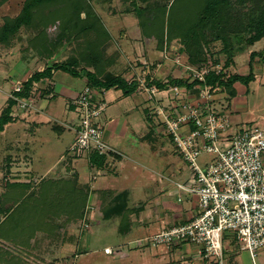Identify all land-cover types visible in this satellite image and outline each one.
I'll return each instance as SVG.
<instances>
[{"label":"rangeland","instance_id":"1","mask_svg":"<svg viewBox=\"0 0 264 264\" xmlns=\"http://www.w3.org/2000/svg\"><path fill=\"white\" fill-rule=\"evenodd\" d=\"M27 1L0 0V28L22 15ZM210 1L215 0H37L30 5L26 13L29 21L0 44V72L5 75L0 76V114L6 110L18 81L26 82L34 72L47 68H52V75L43 78L46 83H33L29 108L21 110L15 102L12 119L5 124L8 133L0 131V264H192L186 253L187 243L173 249L168 244L148 243L146 238L168 226L173 215L182 209H197L194 196L176 184L188 183L190 164L160 129L161 117L151 115V110L158 103L168 107L185 95L194 101L198 87H188L187 94L168 90L156 96L145 87L157 78L162 82L176 78L191 81L204 69H214L226 78L235 72L231 65L236 56L240 60L238 68L245 69V55L251 44L247 40L259 38L249 26L264 15V0H220L215 16L200 8ZM137 6L143 10L140 15ZM168 15L171 21L167 27ZM263 47L264 38L253 49ZM58 64H71L76 70L93 72L99 78L110 72L137 83L127 103L122 104V116L113 121H105L103 116L110 152H115L116 146L124 154L119 170L123 178L116 179L113 192L103 194L105 202L97 201L100 207L92 201L96 197L89 196V175L91 181L101 174L103 179L105 171L109 175L115 164L105 162L103 171V166L88 161L89 156L74 158L69 151L72 142L66 150L72 141L68 131L57 142L55 131L50 128L51 133L44 134L48 141L44 148L34 142L31 150L22 138L26 134L24 126L38 120L32 116L41 107L37 98L41 103L44 96L54 95V80L58 82L57 94L51 102H55L59 113L51 125H59L72 115L75 122L78 120L70 102L88 79L86 82L83 76H74ZM246 71L249 72L248 67ZM54 76L56 79L51 81ZM64 84L69 100L58 92ZM250 86L249 94L241 91L237 95L243 98V109L250 105L256 114H261L264 86L253 82ZM246 87L242 84L239 89ZM96 89L99 99L97 93L101 89ZM227 91L219 87L215 94ZM107 105L106 117L111 112L109 102ZM133 106L136 109L130 111ZM136 112L150 122L136 119ZM250 117L249 112L244 116ZM230 119L233 122L232 115ZM150 129L151 133L142 137ZM48 144H54V151L40 155ZM60 151H65L63 163L47 170ZM33 153L36 156L32 157ZM212 156L203 153L199 160L204 163ZM124 188L130 189L126 199ZM116 200L126 201L130 207L120 215L102 218L103 211L118 203ZM225 244L232 246L228 253L232 258L237 256L241 264H264V247L252 259L233 235L225 236ZM106 246L119 251L105 252ZM195 247L190 245L192 250ZM128 250L129 255L124 256L123 251L127 254Z\"/></svg>","mask_w":264,"mask_h":264},{"label":"built area","instance_id":"2","mask_svg":"<svg viewBox=\"0 0 264 264\" xmlns=\"http://www.w3.org/2000/svg\"><path fill=\"white\" fill-rule=\"evenodd\" d=\"M179 61V60H178ZM207 70L196 74L204 80ZM11 93L21 110L32 105L28 97L20 96L25 82H17ZM198 98H182L166 107L157 104L151 115L161 117L160 129L172 140L183 158L190 164L191 176L187 184L176 182L177 187L190 192L197 203L196 212L186 221L175 222L150 235L148 243L168 244L179 248L187 243L195 245L189 263L231 264L225 236L233 235L241 249L252 258L264 247V127L245 125L241 131L228 133L231 119L227 112L217 110L212 100L218 86L200 84ZM156 96L163 91L187 94V89L170 85L160 89L156 85L145 87ZM87 83L70 102L78 120L73 126L75 138L69 151L74 158L91 153L107 154L112 148L107 142L103 116L106 100L95 95ZM102 88L100 94L105 92ZM179 97H182L181 95ZM25 100H27L25 102ZM203 153L214 156L200 162ZM181 199V197H179ZM119 251L107 246L105 252ZM193 256V257H192Z\"/></svg>","mask_w":264,"mask_h":264},{"label":"crops","instance_id":"3","mask_svg":"<svg viewBox=\"0 0 264 264\" xmlns=\"http://www.w3.org/2000/svg\"><path fill=\"white\" fill-rule=\"evenodd\" d=\"M261 39H263V38H261ZM261 39L256 40L253 44L248 45L249 50H248V52H246V55H245L246 61L244 64L245 69L243 71L238 68V63L240 61L238 59V56H236V58H234L235 63H234V65H231V66L232 67L234 66L233 68H234L235 72H239L240 74H244V75L249 73L246 71V68L248 67V71H250L249 70L250 69L249 61H250L251 52L252 51H260L264 48L263 47L261 49H256V48L253 49V47L256 45V43L258 41H260ZM4 50H6V49H4ZM1 57L6 58V56L4 54H1ZM252 70L255 74V78L252 81H250L248 85L245 84L247 86L245 89H242V90L239 89V87L240 86L242 87V84H244V83L237 81L233 84V87H232V89H234V90H232L233 92L228 89L227 92L216 93L213 97L212 104L217 110L227 112L228 114H230V117L232 115L233 122L231 121V127L228 130V133H236L242 126H245V125L260 126V125L264 124V112L261 114H256L255 108L250 107V105H248L247 108L243 109V98L237 95L241 91H245L243 93L249 94V91L251 88L250 83H252V82L256 83L257 86H261V85L264 86V63L262 62V60L258 56H256V58L253 60ZM2 74L3 73L0 72V76L4 77L5 75L3 76ZM22 75L24 76V74H22ZM17 76L22 77V76H19V74H17ZM47 78H45V79H47ZM54 79H56L55 76L53 78H51V81ZM83 79L87 82L86 77H83ZM52 82H53V84L56 85V86H52V89L54 90V95H52L51 98H47V96H44L45 99L41 100L42 101L41 103H40V99L37 98L38 99L37 105L38 106L40 105L42 108L40 107L39 110L36 113H34L32 116H34V117L37 116L38 120L35 119L34 123L27 125V127L24 126V130L26 131V134L23 135L22 138H23V140H25V143H27L29 145L28 147L30 150L34 145V142H38L39 143L38 146L39 147L43 146V148H44V146H45L44 143L45 142L48 143L47 138L44 136V134L45 133H51L52 130H50V128L55 131V135L57 136V142L60 141L61 139H63L65 133H68V132L72 133V141L75 138L76 133H75V130L73 128V126L75 125V119H74L75 117L74 118L72 117L74 115L71 116V119L61 120L60 121L61 123L59 125L58 124L51 125L52 121L56 120V118L58 117V113H59V110L57 109V105H55V102H51V100L54 97H56L57 91L55 92V89L57 90L56 87L58 86V82H57V80H54ZM44 83H46V81H44ZM62 86H63L62 89L59 90L58 92H60L61 95H63L64 97H66L68 99L69 98L68 94H66V92H65L67 86L65 84ZM108 89H110V88H108ZM108 89H106L103 94H100V91L97 94L101 95L106 100L107 103L109 102V105L111 108V112L109 113L110 115L108 117H106L105 112H104L105 121H113L114 117L122 116L123 111L121 110V107H122V104L127 103V99H128L129 94H125L122 89L115 88V87L111 88L110 90H108ZM63 90L65 93L63 92ZM229 97H231V98H229ZM263 97H264V94H263ZM139 105H141V104H139ZM107 107H108V105H107ZM134 109H136L134 106L129 108L130 111H133ZM247 112H249L251 114V117L248 119H245L244 116ZM234 116H235V118H233ZM134 117H136V119L137 118L138 119H145V120L149 121L148 119L145 118L144 115L141 116L139 112H136L134 114ZM143 124L145 125L144 122H143ZM150 126H152V125H150ZM7 127L8 126L6 125L4 127L5 130L1 131V133L7 134L8 133ZM262 127H264V125ZM151 131H152V129H150L148 132L145 131L146 133L144 132L142 137L148 136L149 133H151ZM43 138H45V140H43ZM72 141L68 142L66 150L68 149V147L70 146ZM54 148H55L54 144L53 145L48 144V145H46V148L42 150L43 152L39 151V154L41 152L40 155H46L47 156L54 151ZM114 148H115L114 149L115 152H110L107 155L106 163H109V165H111V163H112V165L115 164V166L116 165L118 166L117 167L118 169L114 168L115 166H113L112 172L108 175L107 171H105L106 167H104L103 171H105L104 176H106V177H104L103 179H100V176L103 175V174H101V175L96 176V180L91 181L90 175L88 178L90 180V187H89L90 188V191H89L90 195L89 196L90 197H93V196L96 197L95 200H92V201H94V203H95L94 205L95 206L97 205V207H100V205L97 203V201H100V204L102 201L105 202V198L102 197V196H104L103 194H105V193L110 194L111 192H113V190H114L113 184L115 183L116 179L118 177H119L118 179L123 178L122 177L123 174L119 170H121V167L123 166L122 156H123L124 152H122L116 146ZM64 152L65 151H63V152L60 151L58 158L55 159V161L47 168V170H49L53 166L56 167L57 164L63 163L62 156H63ZM33 156H36V153H35V155L33 153L32 157ZM88 161H90V160H88ZM114 161H117V162L113 163ZM133 167H135V165H133ZM127 191H130V189L129 188L123 189V196H125V192H127ZM100 195H101V197H100ZM196 210L197 209H194V208L192 209V208H187V207H186V209H182L181 211H179L173 215L171 221H169V223H168V226L175 223V222L186 221L196 212ZM102 218H103V216H102ZM102 218H100V219H102ZM99 223H100V221H99ZM131 224H135V223L131 222ZM135 225H140V223L135 224ZM128 232H125V233L128 234ZM173 249H178V248H173ZM127 252H128L127 254H124L125 252L123 251V255L124 256L129 255V250ZM186 253H188L187 256L190 257V255L192 254V251H190V248H187ZM254 258H252V259H254ZM179 259H182V258L179 256ZM232 261H233V264H241L240 261L237 259V256H234L233 258H231V264H232Z\"/></svg>","mask_w":264,"mask_h":264},{"label":"trees","instance_id":"4","mask_svg":"<svg viewBox=\"0 0 264 264\" xmlns=\"http://www.w3.org/2000/svg\"><path fill=\"white\" fill-rule=\"evenodd\" d=\"M35 1H37V0H28L25 3V6L23 8L24 13L22 15L18 16L17 18H15V20L12 23L7 22L2 28H0V44L5 43L8 40L7 37H9L10 34H13L14 31L17 29V27L19 28V26L21 24L27 23L29 21V16H28V14L26 15V13H28L27 11H28V9H30V5L32 3H34ZM219 2H220V0H215L214 2L210 1L208 3V5L205 7L200 5V8H202V10H204L207 14L211 13V16H215L219 13V10H220L219 9L220 7H218ZM136 9H137V13L139 15L142 14L143 10L141 7L137 6ZM165 14L166 13L163 11L162 15L165 16ZM162 19H164V18H162ZM160 20H161V18H160ZM161 21L163 22V20H161ZM165 21H166L167 27H168L169 22L171 21V17H169V15H168V17L166 18ZM251 29L256 30V33L259 36V38L255 39V40L254 39L247 40L248 42L253 44L256 40L264 38V15L260 16V18H258L255 21V24H251L249 26V30H251ZM256 56H258L262 60V62H264V48L260 51H252L251 52L250 61H249L250 71L246 75L240 74L239 72H234L225 78L224 76H222V74L220 72H217L214 69H210L205 74L204 80H199L198 78H193L190 81L187 79L176 78V79L170 80L168 82H162L161 80H159L157 78L156 80H153L150 85H156L158 88H165V87L170 86V83H172L174 85H179L181 87H185L186 89H188V87H193L196 84L197 85L208 84V85H212L213 87L218 86V87H222V88H227L230 91H232V90H234V89H232V87H233V84L235 82L240 81V82L248 85L249 82L255 78V74L252 70V64H253V60L256 58ZM73 63H75V61H73ZM57 66L59 68L64 69L65 71L71 73L74 76L86 77L88 79V83L91 84L95 88L97 87L100 89H102V88L108 89V88L115 87V88L122 89L125 94H130L137 87L136 86L137 83L135 81L129 82L122 75H115V74L109 72L104 76V78H99L98 76H96V74H94L93 72H90V71H86L84 74L82 71H78L74 67H72L71 64L70 65H67V64H60L59 65L58 64ZM51 75H52V68H47L43 71L34 72V74H32L31 77L28 78L27 81L25 82V90L22 93H18V94L20 96H23V97L30 96V92H31V88L33 86V83H37V82L39 83L40 81L43 80V78H47V77L49 78V77H51ZM14 104H15V100H13L12 98H9V103H8V106L6 107V110H4L0 114V131H2L4 129L5 124H7L8 122L11 121L12 116L10 114H11V109H12ZM106 158H107L106 154L105 155H103V154L99 155L95 152H93L89 155L90 161H92L97 167H102V166L104 167L105 162H106ZM128 193H129V191L125 192V196H124L125 199H126V196L128 195ZM85 195H86V193H85ZM115 198H118V196L114 197V200H115ZM116 202H118V203L112 204L108 210L103 211L102 216L104 218L109 219L112 216L120 215L125 211V209L129 208L126 201H123V203H121L119 200H116Z\"/></svg>","mask_w":264,"mask_h":264}]
</instances>
